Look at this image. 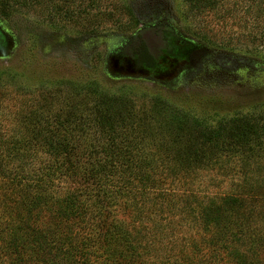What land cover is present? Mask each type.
<instances>
[{"label": "rangeland", "instance_id": "1", "mask_svg": "<svg viewBox=\"0 0 264 264\" xmlns=\"http://www.w3.org/2000/svg\"><path fill=\"white\" fill-rule=\"evenodd\" d=\"M7 1H0V24L14 49L0 57V138L18 136L24 111L44 105V98L51 108L45 115L91 103L86 90L91 84L110 95L129 93L139 107L162 103L213 125L239 114L264 116V0H207L199 13L190 10L188 0ZM151 25L174 27L201 46L191 69L166 61L148 70L122 54L128 40ZM40 152L25 173L42 172L40 162L49 159L44 154L40 161ZM228 159L171 177L159 192L139 194L135 204L111 209L142 253L125 264H183L192 252L194 261L203 256L199 264H234L226 248L217 259L211 254L218 245L202 243L218 236L199 207L235 194L243 181H264V158L249 167ZM76 184L73 178L56 179L55 199ZM251 226L246 248L254 245L264 254L255 236L264 232V224L255 217ZM79 233L83 240L88 232ZM95 259L81 263L95 264Z\"/></svg>", "mask_w": 264, "mask_h": 264}, {"label": "trees", "instance_id": "2", "mask_svg": "<svg viewBox=\"0 0 264 264\" xmlns=\"http://www.w3.org/2000/svg\"><path fill=\"white\" fill-rule=\"evenodd\" d=\"M206 1L188 0L190 10L201 12ZM86 90L91 103L45 115L51 108L44 98V105L24 111L18 136L0 138V264H78L95 255V264L135 262L142 256L138 242L124 222L112 217V208L133 205L137 195L159 192L169 178L225 158L241 161V167L264 158L263 115L239 114L213 125L162 103L139 107L129 93L110 95L94 84ZM39 151L40 161L44 154L49 159L40 162L42 172L25 173ZM60 177L78 185L55 199L54 182ZM199 208L206 225L217 230L218 238L202 240L218 245L212 257L227 249L234 264H264L260 250L246 248L255 217L264 224L262 179L243 181L235 194ZM79 232H88L85 239ZM255 236L264 253V232ZM202 258L194 261L192 252L183 264H199Z\"/></svg>", "mask_w": 264, "mask_h": 264}, {"label": "flooded vegetation", "instance_id": "3", "mask_svg": "<svg viewBox=\"0 0 264 264\" xmlns=\"http://www.w3.org/2000/svg\"><path fill=\"white\" fill-rule=\"evenodd\" d=\"M158 28L156 33L149 35L150 37L144 38L140 35L143 29ZM138 31L134 36L128 40L122 49V54L131 57L137 64H143L148 69L154 70V66L160 68L164 66L162 63L177 62L184 65L185 70L191 69L200 56L201 46L194 41L183 37L174 27L159 25H151ZM162 28L163 38L166 43L165 48L161 50L158 58L152 53L151 47L154 36L157 35Z\"/></svg>", "mask_w": 264, "mask_h": 264}, {"label": "water", "instance_id": "4", "mask_svg": "<svg viewBox=\"0 0 264 264\" xmlns=\"http://www.w3.org/2000/svg\"><path fill=\"white\" fill-rule=\"evenodd\" d=\"M158 28H150V29H143L140 31V35L144 38L150 37L149 35H154ZM152 44L154 47H151L152 53L158 58L161 54V50L165 48V41L163 38L162 28L159 30L157 35H155ZM14 49V42L12 37L4 30L2 25L0 24V57H7L9 56Z\"/></svg>", "mask_w": 264, "mask_h": 264}]
</instances>
